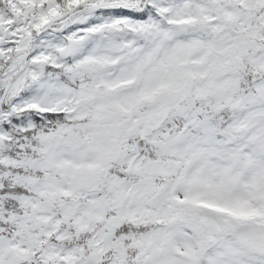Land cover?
Wrapping results in <instances>:
<instances>
[{
	"label": "snow or ice",
	"instance_id": "snow-or-ice-1",
	"mask_svg": "<svg viewBox=\"0 0 264 264\" xmlns=\"http://www.w3.org/2000/svg\"><path fill=\"white\" fill-rule=\"evenodd\" d=\"M0 264H264V0H0Z\"/></svg>",
	"mask_w": 264,
	"mask_h": 264
}]
</instances>
